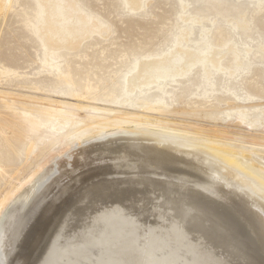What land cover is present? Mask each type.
<instances>
[{"label":"rangeland","instance_id":"rangeland-1","mask_svg":"<svg viewBox=\"0 0 264 264\" xmlns=\"http://www.w3.org/2000/svg\"><path fill=\"white\" fill-rule=\"evenodd\" d=\"M54 1L70 14L71 23L89 26L88 37L73 49L48 55L38 30V0H10L1 14L0 68L9 72L0 79V90L5 92V101H0V220L17 195L31 194L57 163L72 168L68 162L77 157L68 160V153L76 156L87 149L94 156L90 150L117 146L124 153V148L137 144L128 138L174 134L197 141L205 152L231 155L245 167L258 163L251 151L264 150V0H136L137 7L127 0ZM177 44L208 60L202 57L186 74L126 94L125 81L139 64L168 58ZM37 99L66 105L60 113L66 124L48 116ZM25 112L42 125L32 128ZM104 140L110 142L100 145ZM130 159L110 155L79 166L70 177L58 179L61 173H54L57 179L49 194L40 201L36 200L40 193L34 195L23 212L6 264H35L40 255L36 250L45 246V232L51 226L53 233L64 218L68 219L63 235H72L82 181L97 171L100 178L113 180V168ZM260 164L264 166V161ZM209 190L207 195L219 205L234 199L219 189ZM235 201L231 203L239 206H232L235 210H246ZM67 208L71 210L66 213ZM256 210H247L254 221L261 214ZM144 222V228L153 224ZM254 225L262 234L258 223Z\"/></svg>","mask_w":264,"mask_h":264},{"label":"bare ground","instance_id":"bare-ground-1","mask_svg":"<svg viewBox=\"0 0 264 264\" xmlns=\"http://www.w3.org/2000/svg\"><path fill=\"white\" fill-rule=\"evenodd\" d=\"M38 2L41 9L38 30L48 55L60 49H73L88 37L86 28L89 26L71 23L70 14L66 9L59 8L54 0ZM127 4L139 6L136 0H127ZM9 5L10 0H0V16L7 11ZM179 47L177 44L168 54V58L139 64L125 81L126 94L153 84L160 85V80L186 74L202 57L204 61L208 60L192 49L184 52ZM190 53H193L191 58L188 56ZM8 72L0 68V79ZM4 94L0 90V101H5ZM39 102L46 107L44 111L48 116L56 117L59 124H66L67 120L63 119L65 115L60 114L66 105L47 99ZM23 115L32 128L42 125L31 112ZM155 134L157 136L145 135L126 139L136 141L137 144L124 148V153L118 146L96 150L95 144L90 143L95 149L90 150L91 153L94 152V156L87 149L79 150V153H75L76 156L68 153V160L77 157L76 162H68L72 168L68 170L67 166H62L63 163L59 162L56 164L57 168H53L50 174L46 173L37 181L31 194L17 195L13 205L0 220V264H6L14 234L24 221L23 212L31 198L40 193L36 200L44 199V195L51 190L57 179L54 178V173H61L58 179L62 176L70 177L79 166L86 167L91 162L104 161L110 155L118 158L128 155L131 159L127 161L128 164L113 168V174H116L113 180L100 178L101 171L89 174L85 180L83 178L84 185L80 183L83 186L78 189L75 200V204L81 208L76 207L78 221L72 227L74 232L72 235H63L68 218H64L58 228L55 225L57 230L53 233V227L50 226L45 232L46 236L42 237V244L45 246L35 248L40 253L39 257L35 254L39 259L35 264H264V166L261 165L263 163L260 164V160L264 161V150H252L251 155L258 157L255 158L258 163L254 162L250 167H245L231 155L226 157L223 154L205 152L202 147L197 146V141L187 137L158 132ZM105 140L99 141V144L110 142ZM145 155L148 156L144 160ZM154 168L160 172L154 171ZM103 169L106 168L99 170ZM204 180L209 181L203 184ZM205 186L208 191L212 189L218 192L219 189L234 199L231 198L229 204L220 206L210 199L208 191L204 192ZM235 198L238 201L235 203L244 206L246 210L239 211L240 209L235 210L232 207H239L231 204ZM94 206L95 209H92ZM252 207L261 212L257 213L256 222L247 212ZM70 210H66V213ZM150 220L153 224L147 223L144 228V221ZM252 221L254 224L258 223L256 226H260L263 237Z\"/></svg>","mask_w":264,"mask_h":264}]
</instances>
